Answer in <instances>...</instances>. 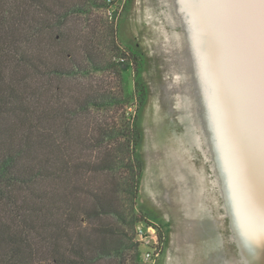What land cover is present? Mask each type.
Wrapping results in <instances>:
<instances>
[{"label": "rangeland", "instance_id": "374dc122", "mask_svg": "<svg viewBox=\"0 0 264 264\" xmlns=\"http://www.w3.org/2000/svg\"><path fill=\"white\" fill-rule=\"evenodd\" d=\"M0 1L8 11L0 37H9L0 81L21 73L28 113L38 106V91L42 104L57 96L61 107L75 111L86 94L132 88L131 68L122 71L123 85L110 68L67 75L91 70L92 60L104 66L113 60L112 28L117 44L144 55L138 207L166 224V242L157 248L156 230L145 225L143 263L264 264V0H132L127 6L119 0L109 9L92 4L103 0H39L32 22L18 0ZM76 7L85 11L64 13ZM19 17L27 18L24 30ZM33 30L40 44L32 41ZM92 120L74 126L85 129ZM111 120L120 127L117 114ZM16 186L19 198L28 193ZM22 216L43 214L21 215L0 197V225L23 238L25 252L43 248V229H27ZM146 252L152 256L146 259Z\"/></svg>", "mask_w": 264, "mask_h": 264}, {"label": "trees", "instance_id": "16d2710c", "mask_svg": "<svg viewBox=\"0 0 264 264\" xmlns=\"http://www.w3.org/2000/svg\"><path fill=\"white\" fill-rule=\"evenodd\" d=\"M18 1L15 5L31 12L32 22L38 7L35 1L39 0ZM118 1L92 4L109 9ZM122 1L126 6L132 3ZM2 4L0 1V25L8 12ZM84 11L76 7L64 13ZM26 20L18 18V30H24ZM34 31L32 41L40 44L41 38ZM115 31L111 29L112 61L104 66L92 60L91 70L75 68L67 75L110 68L123 85L122 71L131 68L132 88L128 91L123 86L118 95L86 94L76 99L75 111L61 107L57 96L42 104L38 91L34 93L38 99L32 97L38 106L28 113L21 73H15L10 82L0 81V197H6L9 206L21 215L41 212V219L22 216L21 223L31 231H44V247L25 252L23 238L19 241L14 231L0 225V264H145L139 249V225L156 230L157 248L166 242V224H156L138 207L143 171L137 154L142 139L138 113L148 97V88L140 79L145 57L135 48L117 44ZM6 38L0 37V63L8 59H2ZM40 64L49 66L48 62ZM49 71L64 75L56 68ZM109 111L110 116L117 114L120 127L108 121ZM91 115V126H74L75 121L79 126L81 118ZM37 124H41L39 128ZM87 150L92 159L87 160ZM14 186L28 193L19 198Z\"/></svg>", "mask_w": 264, "mask_h": 264}, {"label": "built area", "instance_id": "2783aa9c", "mask_svg": "<svg viewBox=\"0 0 264 264\" xmlns=\"http://www.w3.org/2000/svg\"><path fill=\"white\" fill-rule=\"evenodd\" d=\"M109 12V11H108ZM109 15V17H110V19L112 18L111 17V14L109 13L108 14ZM137 231H138V239L140 240V242H143V239H142V237L143 236H145V232H144V229L139 225L138 227H137ZM145 258L147 259V258H150L151 256H152V253H150V252H146L145 254Z\"/></svg>", "mask_w": 264, "mask_h": 264}]
</instances>
